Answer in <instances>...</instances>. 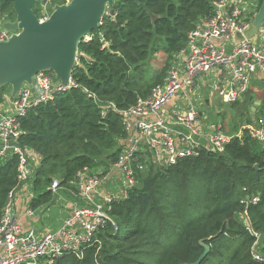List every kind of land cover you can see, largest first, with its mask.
I'll use <instances>...</instances> for the list:
<instances>
[{"label": "trees", "instance_id": "16d2710c", "mask_svg": "<svg viewBox=\"0 0 264 264\" xmlns=\"http://www.w3.org/2000/svg\"><path fill=\"white\" fill-rule=\"evenodd\" d=\"M220 1L138 0L146 9L133 0L114 1V16L103 17L100 36L93 34L89 42L78 45V62L71 73L74 87L30 109L19 122V145L39 158L32 210L51 203L54 180L68 188L84 168H107L117 160L126 138L119 111L134 106L162 82L188 34L199 21L215 15ZM263 1L254 0L246 23ZM34 13L39 16L40 9ZM0 16L15 19L10 2L0 4ZM158 53L165 57L163 66L148 78L146 67ZM10 91L9 86L0 87V103ZM104 104L116 110L109 108L102 116ZM257 118L252 121L247 114L246 123L256 124ZM144 165L126 196L111 204L117 230L109 224L98 234L99 249H86L81 260L67 255L55 264H194L205 247L208 253L199 264H260L251 249L255 233L264 256V142L243 131L222 152L200 149L174 165L150 159ZM17 174L18 158L8 155L0 165V217L8 193L18 187Z\"/></svg>", "mask_w": 264, "mask_h": 264}, {"label": "built area", "instance_id": "2783aa9c", "mask_svg": "<svg viewBox=\"0 0 264 264\" xmlns=\"http://www.w3.org/2000/svg\"><path fill=\"white\" fill-rule=\"evenodd\" d=\"M41 7L37 18L44 22L49 12L44 4ZM250 8H255L254 0H221L217 3L215 15L199 21L188 34L185 48L162 82L154 86L147 97L137 99L134 106L119 111L126 131V144L117 160L109 165L121 172L119 193L100 196L102 188L110 181L109 171L95 174L84 168L67 188L82 197L83 203L73 204L61 225L54 230L37 232L25 229L16 217L15 198L30 181L33 182L39 160L30 150L19 145V122L30 109L53 102L57 94L72 89L74 82L70 77L68 85L63 86L52 72H39L33 77L31 89L25 84L14 98L4 96L0 103V165L8 155L18 158V187L8 193L0 217V264H55L56 260L67 255L81 260L86 249L94 246L99 249L98 234L109 224L117 230L110 215L111 204L123 199L127 190L136 184L137 172L144 169L148 159L169 166L196 156L200 149L222 152L224 145L235 136L241 138L243 131L252 139L264 142V118L242 128L241 135H225L221 123L205 126L200 119L201 113L194 107L175 110L171 119L164 114L171 101L195 90L199 78L217 75L216 94L232 105L246 93L252 75L258 70L264 72L263 26L257 31L256 43L248 38L238 43L233 40L236 33H243L249 26L245 19ZM110 15L114 16L108 11L106 16ZM4 22L0 16V42L7 41L11 35L3 29ZM92 36H86L82 42H89ZM84 93L88 98L96 99L95 95ZM109 108L116 110L113 104H104L101 115L105 116ZM173 122L182 125L184 131L175 132ZM61 188L58 180L50 186L53 194ZM32 211L29 206L30 215ZM247 229L250 231L249 227ZM253 236L257 241L251 249L252 258L264 264V256L258 251L259 238L255 233Z\"/></svg>", "mask_w": 264, "mask_h": 264}, {"label": "water", "instance_id": "95a60500", "mask_svg": "<svg viewBox=\"0 0 264 264\" xmlns=\"http://www.w3.org/2000/svg\"><path fill=\"white\" fill-rule=\"evenodd\" d=\"M114 1L68 0L52 7L48 0H0V4L10 2L15 15L14 21L3 24V29L11 35L7 41L0 42V87L10 86L14 98L23 85L32 88L33 77L39 72H52L61 85H68L78 45L88 35L100 36L101 20L108 11L113 14ZM133 1L139 4L138 0ZM38 3L50 12L44 22L33 12ZM139 6L146 9L142 4ZM152 20L155 22V17ZM263 25L264 1L247 29L234 35V42L248 38L256 43L257 31ZM208 250L205 247L194 264H199Z\"/></svg>", "mask_w": 264, "mask_h": 264}, {"label": "crops", "instance_id": "0c3cea01", "mask_svg": "<svg viewBox=\"0 0 264 264\" xmlns=\"http://www.w3.org/2000/svg\"><path fill=\"white\" fill-rule=\"evenodd\" d=\"M5 22L7 21L5 20ZM216 77L217 75L215 74L202 77L204 81L202 86L196 85L195 90L193 92L187 91L184 95L181 94L179 97L171 101L165 107L164 114L171 119L172 114L175 112V110L183 111L190 107L196 108L194 104V102H196V96H195L197 93L196 90L202 89L203 91H205L204 88L206 87L208 88V84L206 80H208L209 78L213 79ZM214 92L216 93V89H214ZM10 97H11V91L7 95V98ZM243 97L245 99H243ZM243 97L241 98V100H239V102L241 101L240 105L247 104L250 99L253 101L252 104L253 106L250 109V117L252 121H255V117H258L257 118L258 121L263 119L264 118V72L258 70L252 75L250 79L249 88L246 91V93L243 95ZM204 104H206V106H209L208 99L204 101L203 105ZM198 105H201L200 102L198 103ZM253 107H255V109ZM198 111L201 113L200 119L204 123V121H206L205 113L202 109ZM252 114H254V116H252ZM172 128L175 132L184 131V127L182 125H177L176 122H173ZM222 130H223V125H222ZM242 131L243 130L241 128V131L239 129V131L235 132L233 135H241ZM121 144L122 146H124L126 144V141L123 140ZM91 171L92 173L96 174V172H94L93 170ZM103 171H109L110 181L108 182L107 185H105V187L102 188V192L100 196L103 197L108 196L111 192L117 193V189L120 188L119 186L120 185L122 186L120 170L107 167ZM25 191L26 189L21 192L23 193L21 196L15 198L16 217L19 220V223L25 229H30V230L32 229L37 232L54 230L58 228L61 225V222L65 217L66 213L69 211V208L72 207L73 204L83 203L84 200L82 197L73 194L69 189L61 188L58 191H56V193L53 194L52 196V200H54L55 198V203H53V206L49 204L40 210L32 211V215H30L28 213V208L33 198V195L32 193L27 194L25 193Z\"/></svg>", "mask_w": 264, "mask_h": 264}, {"label": "rangeland", "instance_id": "374dc122", "mask_svg": "<svg viewBox=\"0 0 264 264\" xmlns=\"http://www.w3.org/2000/svg\"><path fill=\"white\" fill-rule=\"evenodd\" d=\"M41 3H38L36 7L34 8V12L37 9H40ZM50 13V12H49ZM5 20V18H4ZM10 20V22L14 21ZM6 21H9L6 16ZM264 28V25H263ZM165 60V57L162 53H158L152 56L150 58L148 65H147V70H148V75L147 77H154L156 73L162 68L163 62ZM203 79L199 78L197 80V85H203ZM208 84V88H204L205 91L202 89L196 90V102H194L197 110H203L205 113L206 121H204L205 126L209 124H218L221 123L223 125V132L225 135H233L235 132H238L239 129L241 131V128L249 125L246 123V117L247 114L250 115V109L253 106V101L250 99L247 104L240 105V102H236L232 105L225 104L223 100L217 94L214 92L215 89V78L211 79L209 78L206 80ZM214 87V88H213ZM212 94V95H211ZM7 96V95H6ZM245 97V96H244ZM243 97V99H245ZM208 99L209 101V106H206V104L203 105L204 101ZM200 102L201 105H198ZM105 169V166L99 165V167H96L94 172L96 174H99ZM31 182L28 183V187H26L25 193L31 194ZM120 188L117 189V193H119ZM24 193V194H25ZM23 193L19 192L16 197L21 196ZM53 203H55V198L54 200L51 201V205L53 206Z\"/></svg>", "mask_w": 264, "mask_h": 264}]
</instances>
